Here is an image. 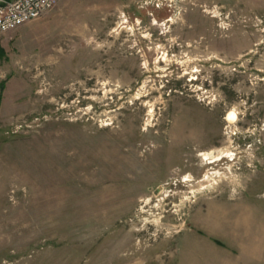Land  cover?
Instances as JSON below:
<instances>
[{"label": "rangeland", "instance_id": "374dc122", "mask_svg": "<svg viewBox=\"0 0 264 264\" xmlns=\"http://www.w3.org/2000/svg\"><path fill=\"white\" fill-rule=\"evenodd\" d=\"M57 7L1 63L0 264H264V0Z\"/></svg>", "mask_w": 264, "mask_h": 264}, {"label": "built area", "instance_id": "2783aa9c", "mask_svg": "<svg viewBox=\"0 0 264 264\" xmlns=\"http://www.w3.org/2000/svg\"><path fill=\"white\" fill-rule=\"evenodd\" d=\"M59 0H0V34L46 16Z\"/></svg>", "mask_w": 264, "mask_h": 264}, {"label": "crops", "instance_id": "0c3cea01", "mask_svg": "<svg viewBox=\"0 0 264 264\" xmlns=\"http://www.w3.org/2000/svg\"><path fill=\"white\" fill-rule=\"evenodd\" d=\"M60 9H61V7H57L55 10L53 9L48 14L51 16V14L53 12L59 11ZM27 25L15 28V29L11 30L10 32H8L7 34H4V36L0 35V71L2 68L1 67L2 62L10 63V64H8V66H4L5 70H6V67L8 68L7 71H10V69H13L15 64L17 63L18 56L15 53V51L17 52L19 44L24 42V40L23 39L21 40V38H22V36H25V35H23V32L26 31ZM28 29H29V27H28ZM23 38H25V37H23ZM1 104L2 103H0V108H1Z\"/></svg>", "mask_w": 264, "mask_h": 264}, {"label": "bare ground", "instance_id": "6f19581e", "mask_svg": "<svg viewBox=\"0 0 264 264\" xmlns=\"http://www.w3.org/2000/svg\"><path fill=\"white\" fill-rule=\"evenodd\" d=\"M236 118H237V113L235 111H232L228 114V122L233 124L235 121H236ZM228 151V150H227ZM229 152V151H228Z\"/></svg>", "mask_w": 264, "mask_h": 264}]
</instances>
